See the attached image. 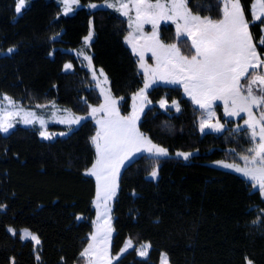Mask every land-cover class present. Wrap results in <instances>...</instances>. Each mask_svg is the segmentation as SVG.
<instances>
[{
    "label": "trees",
    "instance_id": "16d2710c",
    "mask_svg": "<svg viewBox=\"0 0 264 264\" xmlns=\"http://www.w3.org/2000/svg\"><path fill=\"white\" fill-rule=\"evenodd\" d=\"M240 1L252 21L254 0ZM16 3L0 0V96L9 94L30 107L55 101L88 114L102 97L91 72L69 49L82 45L93 21L94 63L122 97L121 113H130L144 74L126 43L128 22L119 11L82 6L66 15L57 0H30L17 15ZM188 7L203 17L222 18V0H188ZM263 26L264 21L250 24V32L264 57V44L258 42ZM160 36L176 43L182 54H193L191 40L178 37L172 23L161 25ZM67 61L74 69H64ZM163 98L177 100L180 110L161 108ZM148 99L152 104L139 127L171 154H141L123 169L112 208L111 252L117 254L128 237L136 245L114 264H159L162 252L171 264H247L248 259L264 264V197L244 176L212 164L239 161L249 153V129L237 131L242 118L227 119L220 110L225 130L201 132L203 112L180 86L158 84ZM96 129L94 120L86 119L53 140L42 139L33 127L0 132V264H85L80 253L96 214V182L85 173L95 160L91 138ZM177 150L197 152L185 160L175 155ZM154 169L155 178L150 175ZM22 228L39 236L37 247L21 238ZM142 242L151 244L148 257L137 253Z\"/></svg>",
    "mask_w": 264,
    "mask_h": 264
},
{
    "label": "snow or ice",
    "instance_id": "6c2138e0",
    "mask_svg": "<svg viewBox=\"0 0 264 264\" xmlns=\"http://www.w3.org/2000/svg\"><path fill=\"white\" fill-rule=\"evenodd\" d=\"M76 3L77 0H71ZM24 0H19L16 11L20 13ZM109 7H115L109 4ZM96 7V5H91ZM257 8L254 19H246L240 0H223L222 18L212 19L194 14L188 7V0H131L129 3H120L118 10L122 14L129 16L130 26L135 25L136 32L143 37L142 29L144 24H151L152 35L145 39L143 44L138 46V37L134 33H129L125 39L132 45L133 52L140 56V67L144 70L145 76L150 82H146L144 88L140 89L136 96L147 99L145 90L155 83L157 79L170 84L182 83L185 92L192 98L193 102L205 109L207 118L201 121V131L210 128L221 131L224 125L217 121L215 124L209 123L211 117L215 115L212 111L213 103L217 100L223 101L226 116H238L240 113H247L244 125L250 130L251 139L259 137V142L247 149L251 156L243 155L241 159L245 161L243 167L237 164H223V167L233 168L236 172L242 173L251 182L254 192L258 191L264 197V72H253L251 78L245 84L241 80L249 75L250 69L264 67V59H261L257 51V46L253 42V35L250 32V24L257 21H264V0H258L254 6ZM135 10L133 19L129 12ZM72 11L69 0H65V14ZM161 20H171L176 24L177 36H187L191 39L193 54H182L181 49L176 44L162 43L156 32L158 22ZM182 22V23H181ZM264 30V29H262ZM91 33L85 37V42L91 40ZM260 44H264V36L259 38ZM186 43V42H185ZM14 49H8L13 52ZM144 51H151L156 60V66L150 67L144 62ZM91 63V57H85ZM71 65H65L70 68ZM100 75L107 76L103 70ZM95 79V72L93 73ZM259 86L258 91L253 86ZM104 104L99 108H92V114L104 112L103 119L97 120L100 126L96 134L91 138L95 145L96 160L91 168L86 170V175L94 176L97 185V200L103 197L105 203L116 194L117 178L120 168L124 162L135 153L142 150L156 156H167L165 148L153 144L150 139L144 136L136 127L138 115L133 110L130 116H121L116 107V101L111 97L110 91L104 92ZM135 99V97H134ZM165 104L161 101V106ZM177 111L179 105L173 101ZM15 109L16 102L9 96L4 95L0 99V132L7 133L13 127L10 118L15 117L18 111ZM254 108L259 109V116L254 114ZM33 113L24 114L23 122L30 124L29 119ZM83 117H75L61 123L78 124ZM43 124V121H40ZM240 128L238 126L237 131ZM64 133H61L63 135ZM41 136L50 139L46 132H41ZM185 160L191 153H176ZM150 175L155 178L157 170H153ZM99 207V204L97 205ZM0 207H3L0 205ZM107 211V210H106ZM106 211L98 213L96 221V231L91 235L92 243L80 253L81 258H88V264H111L109 241L111 238L110 218H106L101 223V217H106ZM258 221H253L257 223ZM24 237H30L36 244L40 243L37 236L24 230ZM131 246V241L126 247ZM147 245L142 246L139 251L140 256H147ZM94 256V259H93ZM36 259H40L37 254ZM13 264L15 261L13 260ZM164 264H167L165 257ZM252 264V261H248Z\"/></svg>",
    "mask_w": 264,
    "mask_h": 264
},
{
    "label": "rangeland",
    "instance_id": "374dc122",
    "mask_svg": "<svg viewBox=\"0 0 264 264\" xmlns=\"http://www.w3.org/2000/svg\"><path fill=\"white\" fill-rule=\"evenodd\" d=\"M17 3H16V8H17V4L19 3V0H16ZM61 6H62V13L65 14V0H57ZM153 2H155V0H153ZM164 2L166 3L167 0H164ZM30 3V0H24V3L21 5V11L20 13H17V15H20L23 10L29 5ZM69 3H70V6L72 8V11L68 12L67 14H73L78 8L82 7V6H86L87 8L89 9H96V8H111V9H115L117 11H119L121 14H122V11L121 10H118L119 8V5L120 3H129L131 4V0H102V1H92V2H89L87 4H83L80 0H77L76 3H72L71 0H69ZM241 3V1H240ZM258 3V0H254L253 1V4H252V17L254 19V16H255V13L257 11V8L254 7L256 4ZM96 5V7H91V5ZM109 4H113L115 5V7H109L108 5ZM222 4H223V0H222ZM242 5V3H241ZM244 11V10H243ZM17 12V11H16ZM66 14V15H67ZM196 14V13H194ZM245 14V13H244ZM123 15V14H122ZM129 15L134 19L135 18V10L132 9L130 12H129ZM199 15V14H198ZM126 19H127V22H128V28H129V31L126 35V37L129 36V33H134L139 39H138V46L140 44H143L145 42V39L149 36L152 35V32H153V27L151 24H144L143 25V29H142V33H143V37L140 38L141 34L139 32H136L135 30V25L133 24L132 26H130V21H129V16H125L123 15ZM201 16V15H200ZM203 17V16H201ZM163 23H172L175 28H176V24L173 23L171 20H161L158 22V25H157V28H156V32H157V36L159 38V40L164 43V44H176V43H168V42H165L162 40L161 36H160V30H161V25ZM182 23V22H181ZM263 29H264V26H263ZM177 31V29H176ZM91 33V40L88 41L87 43L85 42V37L89 36V34ZM264 36V30H263V35ZM84 37V40H83V43L81 46H79L78 48H73V49H69L70 51L74 52L75 55L80 58L81 62L83 63V65L91 72V75H92V78H93V73L95 72V76L96 78L94 80V85L98 88L99 92H100V95L102 97V101L100 104H96V105H92L91 108H90V111L88 114H80V113H77L75 111H73L70 107L68 106H64V105H60L58 104L57 102L55 101H51V102H48V103H43V104H38L36 106H33V107H30V106H26L22 103L21 100H17L15 99L14 97H12L11 95L9 94H2L0 96V99H2V97L4 95H7L9 97H11L15 102H16V108L15 109H12V108H9L10 111H18V114L13 117V118H10V122L13 124V127L11 129H9V131L7 133H9L11 130H13L14 128H16L17 126H24V127H33V128H37L40 132V136H41V132H46L49 136H50V139H46V140H53V139H56L58 137H62V136H66L68 135L73 129L77 128L84 120L86 119H93L96 126H97V129H96V132L97 130L99 129V125L97 124V120H100V119H103L105 114L104 112H97L96 114H92V108H99L101 104H104L105 102V99H104V93H102L101 89L103 88L104 89V92H109L110 91V95L111 97L116 101V107L119 109V113L121 116H130L132 113H133V110L135 108V111L138 115V120L136 121V127L139 129V131L144 135L146 136L148 139H150L152 141L153 144H156L157 146L159 147H163L167 150L168 152V155L171 154L170 150L165 147V146H162L158 143H155L147 134H145L144 132L141 131L139 125H140V120H141V117L143 115V113L145 112V110L151 106V102L149 101L148 99V92L156 85L158 84H166V85H177V86H180L182 89H183V93L184 95L189 98L192 103L199 107V105H197L196 103L193 102L192 98L185 92L184 90V87H183V84L182 83H175V84H170V83H165L159 79L156 80L155 83H151L150 84V87L147 88L145 90V93L144 95L147 97V99H143L142 97L140 96H136V93H138L140 91V89L144 88V85L146 82H150L148 80V77L145 76V73H144V70L140 67V56L138 53H134L136 55V57L138 58V62H139V67L140 69L142 70L143 74H144V84L143 86L137 91L135 92L133 95H132V102H131V111L129 114H122L121 113V110H120V103L122 101V97H118L116 96L113 91H112V88H111V81H110V78L108 76V74L105 72V70L102 68V67H97L94 63V60H93V52H92V42L94 40V37H95V27H94V22L91 21L90 23V31L89 33ZM187 37V36H186ZM190 39V38H189ZM191 40V39H190ZM253 42L255 43L254 39H253ZM126 43L128 44V46L132 49L133 51V48H132V45L129 44L126 40ZM256 44V43H255ZM177 45V44H176ZM257 46V45H256ZM257 51H258V54L260 55L261 59H264V57L260 54L258 48H257ZM91 57V63H89V60L88 59H85V57ZM144 62L150 66V67H155L156 66V60L155 58L152 56V53L151 51H144ZM65 65H71L70 68L66 69L65 68ZM64 65V69L66 71H70L72 69H74V64L72 61H67ZM103 70V73L105 76H107V82H105L104 80V76H101L100 75V70ZM253 72H264V67H261L259 69H250L249 70V75L248 76H245L242 80H241V83L242 84H245V82L251 78V74ZM254 87V90L255 91H258L259 89V86L256 85V86H253ZM135 97V99H134ZM161 101H164L165 104L164 106L162 107L161 106ZM178 105H179V102L177 100H174ZM158 105L165 109L167 108L168 106L170 107H174L176 109V106L173 104V101L172 102H169L168 100H166L165 98L161 99L159 102H158ZM180 107V106H179ZM200 108V107H199ZM203 112L202 116H201V119H200V129H201V121L206 119L207 118V115H206V111L205 109H202L200 108ZM220 110H222V113L223 115L227 118V119H234L235 121H239L241 118H242V121L240 123H237V127H246V125H244V120L247 119V113H240V115L238 116H226L225 115V112H224V103L223 101H220V100H217L213 103V108H212V111L215 112V115L213 117H211V119L209 120V123L211 124H215L217 121L220 122V124L224 125L223 129L221 131H215L213 129H210V128H205L204 131H201V132H207V131H213V132H222L223 130H225V128L227 127V123H225L222 119H221V115H220ZM254 114L258 117L259 116V109H255L254 108ZM27 112H31L33 113V115L31 117H29V119H31L33 122L30 123V124H26L23 122L24 120V114L27 113ZM75 117H83L84 119H81L80 123L78 124H69L67 122L65 123H61V121H67L68 119H73ZM40 121H43V124L40 123ZM250 131V130H249ZM95 132V134H96ZM7 133H4V134H7ZM61 133H64L63 135H61ZM42 139H45L43 136H41ZM259 142V137H257L255 140H253V146ZM95 146V145H94ZM252 146V147H253ZM96 150V149H95ZM178 152H183V153H191V155L188 157L190 158L194 153H196L197 151H184V150H177L175 151V155L176 153ZM141 154H149V155H154L152 153H149L147 151H141L139 153H135L134 155H132L130 157V159L126 160L124 162V165L120 168V172H119V176L117 178V190H116V194L115 196H113L111 199L107 200V202L105 203L103 197H101V199L98 201L97 200V185H96V194H95V197H94V200H93V205H94V208H95V211H96V214H95V218H94V228H93V231L92 233L90 234V240L88 242L89 243H92V240H91V235L96 231V221H97V215L98 213H102V212H105L106 210V217L105 216H102L101 217V223L104 222V220L106 218H110L109 219V222L111 224V228H112V232H111V238H110V241L108 242L109 243V252H110V259H111V264H114L115 261H117L124 253H126L128 250L132 249L135 247V242L130 238L128 237L126 239V241L124 242V245L122 246V248L120 249V251L117 253V254H112L111 252V244H112V235H113V232H114V228H113V217H112V208H113V203H114V200L116 199V196L118 194V190H119V181H120V176H121V173L123 171V169L125 168L126 165H128L132 160H134L135 158H137L138 156H140ZM246 155H249L251 156L252 153H248ZM156 156V155H155ZM177 156V155H176ZM179 157H182V156H179ZM95 160H96V155H95ZM94 160V162H95ZM93 162V163H94ZM220 162H223V164H237L241 167L244 166L245 164V161L242 160L240 158L239 161H228V160H222V159H219V160H215V161H212V164L215 165V166H218V167H221V168H225V169H228V170H231V171H235V169L233 168H226V167H223V164L220 163ZM92 166V165H91ZM91 166L89 168H91ZM88 168V169H89ZM158 172V171H157ZM240 175L243 176L242 173H239V172H236ZM91 176V175H89ZM94 179L95 177L92 176ZM245 177V176H244ZM247 180H249L247 177H245ZM250 181V180H249ZM95 182H96V179H95ZM99 204V207L97 206ZM11 232L15 233V229L11 228L10 229ZM24 230H27L28 232H30L31 234L37 236L39 238V236L31 231L30 229L28 228H22L19 230V233L21 235V238L23 239H31L30 237H24L23 233H24ZM40 240V238H39ZM131 241V246L130 247H126V245L128 244V242ZM35 242V241H34ZM36 244V242H35ZM40 244V243H39ZM39 244H36V247L39 245ZM88 244L86 245V247L88 246ZM149 246L147 247V256H143V257H148L149 255V251H150V248H151V244L149 242H142L140 243L138 246H137V253L139 255V251L142 250V246ZM85 247V248H86ZM140 256V255H139ZM142 257V256H140ZM142 257V258H143ZM165 257H166V260H167V264H171L170 261H169V257L167 255V253L165 252H162L161 254V257H160V261H159V264H164V260H165ZM85 259V264H88V258H84ZM93 259H94V256H93ZM250 259L247 260V264H248V261ZM252 261V260H250ZM252 264H254V262L252 261Z\"/></svg>",
    "mask_w": 264,
    "mask_h": 264
}]
</instances>
